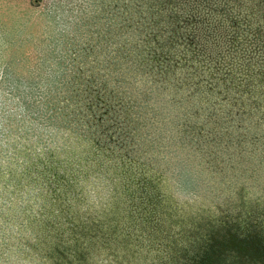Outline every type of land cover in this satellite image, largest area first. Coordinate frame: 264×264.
<instances>
[{"label":"rangeland","instance_id":"374dc122","mask_svg":"<svg viewBox=\"0 0 264 264\" xmlns=\"http://www.w3.org/2000/svg\"><path fill=\"white\" fill-rule=\"evenodd\" d=\"M145 1L153 7L148 12L157 25L161 14H172L164 8L171 0ZM126 15L125 0H0V157L13 150L11 142L29 126L48 144L46 139L57 132L55 149L64 144L58 155L69 159L58 177L51 212L67 208L65 218L72 221L63 233L53 227L43 237L25 233L29 219L16 210L17 204L32 198L27 189L43 173L21 169V188H13L3 182L9 170L6 160H0V210L11 217L1 222L8 234L1 237L0 232L5 240L0 241V264H264L261 155L259 163L255 157L246 161L241 175H218L209 161L199 163V174L167 154L165 162L155 159L156 166L123 162L114 168L122 176L107 169L92 177L84 174L89 161L71 159L95 154L90 141L69 127L57 129L45 117L26 114L23 97H45L46 86L67 84L73 93L77 85L111 77L113 68L120 78L127 45L136 37L127 29L132 19ZM227 72L222 68L217 75L226 77ZM231 73L233 80L236 72ZM168 132L175 136L174 130ZM32 144L24 143V150ZM243 144L239 141L236 149ZM55 156L41 152L43 167L54 170ZM94 165H100L98 159Z\"/></svg>","mask_w":264,"mask_h":264},{"label":"trees","instance_id":"16d2710c","mask_svg":"<svg viewBox=\"0 0 264 264\" xmlns=\"http://www.w3.org/2000/svg\"><path fill=\"white\" fill-rule=\"evenodd\" d=\"M243 1H167L164 8L172 14H161L157 25L156 19H150L151 4L125 0L126 16L132 19L127 29L136 37L127 45L122 76L113 68L111 77L77 85L73 93L67 84L46 86L49 95L45 97H23L26 114L33 119L45 117L57 129L69 127L90 141L95 154L71 159L89 161L84 174L92 177L107 169L122 176L114 168L123 162L156 166L155 159L165 162L167 154L170 159H183L199 174L203 173L199 163L208 161L218 175L245 173L246 161L255 157L259 163V155L264 157V19L259 21L264 18V0ZM222 68L229 71L226 77L217 75ZM231 72H236L233 80ZM169 130L175 136L167 134ZM56 134L46 139L48 144L29 126L17 133L11 142L13 150L0 157L9 170L3 182L13 188H21V169L43 173L27 189L32 198H21L16 208L29 219L24 232L39 237L48 227L63 233L72 223L65 218L67 208L61 214L51 212L58 177L66 172L69 159L58 155L65 147L55 149L59 146ZM29 141L33 146L24 150ZM239 141L244 142L237 148L243 149L241 154L236 149ZM41 152L59 156L54 157V170L43 167ZM97 159L99 166L94 165ZM10 219L1 209V237L8 234L1 222ZM17 232L22 239L21 230ZM23 243L21 247L27 245Z\"/></svg>","mask_w":264,"mask_h":264}]
</instances>
